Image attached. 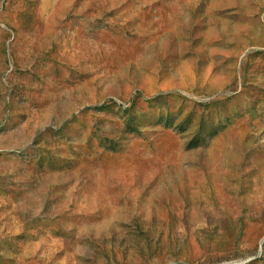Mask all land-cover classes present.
Masks as SVG:
<instances>
[{
    "label": "rangeland",
    "instance_id": "374dc122",
    "mask_svg": "<svg viewBox=\"0 0 264 264\" xmlns=\"http://www.w3.org/2000/svg\"><path fill=\"white\" fill-rule=\"evenodd\" d=\"M0 264H264V0H0Z\"/></svg>",
    "mask_w": 264,
    "mask_h": 264
}]
</instances>
